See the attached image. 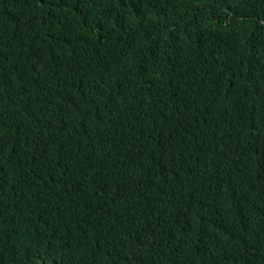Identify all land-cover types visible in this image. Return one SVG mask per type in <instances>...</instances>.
I'll list each match as a JSON object with an SVG mask.
<instances>
[{
    "label": "trees",
    "instance_id": "1",
    "mask_svg": "<svg viewBox=\"0 0 264 264\" xmlns=\"http://www.w3.org/2000/svg\"><path fill=\"white\" fill-rule=\"evenodd\" d=\"M0 264H264V0H0Z\"/></svg>",
    "mask_w": 264,
    "mask_h": 264
}]
</instances>
